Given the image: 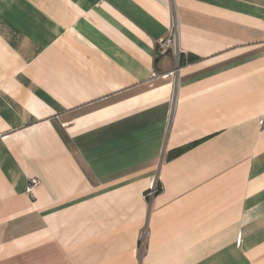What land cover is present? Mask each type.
Listing matches in <instances>:
<instances>
[{
	"label": "crops",
	"instance_id": "0c3cea01",
	"mask_svg": "<svg viewBox=\"0 0 264 264\" xmlns=\"http://www.w3.org/2000/svg\"><path fill=\"white\" fill-rule=\"evenodd\" d=\"M0 264H264V0H0Z\"/></svg>",
	"mask_w": 264,
	"mask_h": 264
},
{
	"label": "built area",
	"instance_id": "2783aa9c",
	"mask_svg": "<svg viewBox=\"0 0 264 264\" xmlns=\"http://www.w3.org/2000/svg\"><path fill=\"white\" fill-rule=\"evenodd\" d=\"M174 43V36H171L169 38H166L164 40L159 41L157 50L159 54L162 53H166L170 48L171 45ZM156 74L153 73V76H155ZM39 183V180L37 178H29L28 179V183H27V193H31L32 189L37 186ZM158 191V186L156 184V181H153V183L151 184V186L149 187L148 191L145 193V197L146 196H152L153 194H155Z\"/></svg>",
	"mask_w": 264,
	"mask_h": 264
}]
</instances>
